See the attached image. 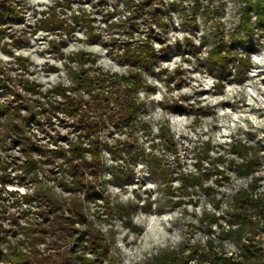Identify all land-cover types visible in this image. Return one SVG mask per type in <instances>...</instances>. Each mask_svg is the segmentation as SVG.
I'll use <instances>...</instances> for the list:
<instances>
[{"label":"rangeland","instance_id":"1","mask_svg":"<svg viewBox=\"0 0 264 264\" xmlns=\"http://www.w3.org/2000/svg\"><path fill=\"white\" fill-rule=\"evenodd\" d=\"M15 1L20 14L5 16L0 25V67L13 78L24 74L42 91L60 84L73 86L72 72L81 69L79 52L96 59L92 67L96 72L129 80L132 72L142 75L135 118L120 124L118 109L112 108L114 117L103 123L100 135L99 178L90 174L87 178L95 191L80 195L86 217L107 237L115 261L146 264L170 250L208 242L217 252L235 257L237 234L228 236L226 231L238 228L237 209L257 218L263 214L262 207L244 204L241 209L236 196L246 192L264 197V30L255 26L253 33L245 31V1L71 0V8L57 7L59 17L73 23L70 33L41 27L40 13L58 0ZM250 17L256 21L255 11ZM145 39L152 41L156 59L135 69L123 50ZM216 47L226 64L212 57ZM19 57L27 61L24 68L17 62ZM1 101L14 105L12 97ZM53 120L46 131L34 124L31 135L54 150L69 146L57 136L77 141L71 127ZM1 132L0 127V136ZM9 143V138L0 141V173L8 165L7 172L15 177L24 157L18 147L7 150ZM239 144L246 153L234 149ZM156 162L160 169L154 167ZM49 167L44 164L46 172L39 171V180L57 194L71 196L59 184L60 173H50ZM182 175L192 181L187 189L181 187ZM34 187L30 184L29 192ZM5 188L28 192L17 184ZM178 200L183 203L173 207ZM8 210L18 213L20 208ZM2 220L6 227L8 221ZM254 239L264 249L263 223ZM53 240L47 237L38 246L37 264H54L58 259ZM74 247L70 243L66 249L71 252ZM180 264L211 262L199 253Z\"/></svg>","mask_w":264,"mask_h":264},{"label":"trees","instance_id":"2","mask_svg":"<svg viewBox=\"0 0 264 264\" xmlns=\"http://www.w3.org/2000/svg\"><path fill=\"white\" fill-rule=\"evenodd\" d=\"M244 1L246 8L242 23L247 34L253 33L255 26L264 30V0ZM70 2L71 0H58L48 10L42 11V29L58 33L65 29L70 33L73 23L57 14V7L63 5L71 8ZM20 11L21 6L15 0H0V25L5 16L19 15ZM253 11L256 13L255 22L250 17ZM159 23L163 24V18H159ZM218 50L220 48L216 47L212 57L219 63L226 64L222 51ZM156 53L150 39L141 41L137 47L127 46L123 50V56L129 59L135 69L152 63L156 59ZM77 60L81 69L72 72L74 85L60 84L46 91H42L35 80L24 74L13 78L0 67V141L5 143L9 138L10 143L5 148L8 150L18 147L24 157V161L16 166L21 173L15 177H11L7 172L8 165L1 167L0 218L2 221H8L6 227L0 223L2 264H37L38 246L45 243L47 237L55 238L53 247L57 250L58 259L54 264H118L111 255L110 243L105 234L96 229L86 217L80 195L95 191V187L87 178L88 174L92 178H99L102 166L100 135L103 123L114 117L110 112L112 108L117 107V122L120 124H126L135 118L138 109L136 95L142 87V75L132 72L129 80L125 76L118 78L108 72H96L92 69L96 59L87 52H79ZM17 62L24 68L27 61L19 57ZM88 63L91 66L85 67ZM245 63L249 65L248 61ZM72 92L75 95H72ZM6 97H12L14 105L1 101ZM22 110H25V113ZM55 118L72 128L77 134V141L69 136H57L69 146H59L54 150L42 144L40 139L35 138V134L31 135V130L35 124L41 131H46L48 126L54 125ZM58 138L54 137L56 143ZM168 140L172 142L173 138L170 136ZM86 141L88 146H84ZM234 149L246 153L243 144ZM88 154L91 159L87 157ZM36 156L41 158L37 159ZM45 163L50 165V173H60L59 184L71 196L63 197L57 194L52 186L39 180V171L46 172L43 168ZM154 167L160 169L158 162ZM163 175L169 182L168 174ZM181 183V187L187 189L192 181L182 175ZM15 184L26 187L28 192L20 194L5 188ZM30 184H35L31 192L28 188ZM236 202L241 209L244 204L262 207L263 214L257 218V215L237 209L239 226L236 230L229 227L226 231L228 236L237 234L238 253L235 257L234 254L230 257L226 252H217L213 243L208 242L206 246L196 243L183 246L179 250H170L146 264H180L199 253L200 256L209 257L211 264H263L264 249L258 241L255 242L254 236L257 227L261 223L264 224V197L254 198L251 194L241 192L236 196ZM181 203L182 200H178L173 207L176 208ZM15 205L19 206L20 211L10 212L8 209ZM65 208L69 210L68 217L64 216ZM22 219L25 220L21 222ZM75 224H81L83 228H76ZM70 243L75 244L71 252L66 249ZM88 254L90 256H87Z\"/></svg>","mask_w":264,"mask_h":264}]
</instances>
